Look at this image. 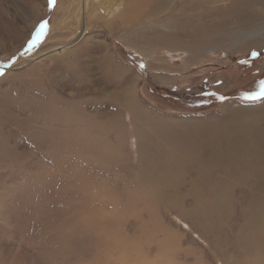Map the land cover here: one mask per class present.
<instances>
[{
	"label": "rangeland",
	"instance_id": "obj_1",
	"mask_svg": "<svg viewBox=\"0 0 264 264\" xmlns=\"http://www.w3.org/2000/svg\"><path fill=\"white\" fill-rule=\"evenodd\" d=\"M85 3L0 0V264H264V0Z\"/></svg>",
	"mask_w": 264,
	"mask_h": 264
},
{
	"label": "bare ground",
	"instance_id": "obj_2",
	"mask_svg": "<svg viewBox=\"0 0 264 264\" xmlns=\"http://www.w3.org/2000/svg\"><path fill=\"white\" fill-rule=\"evenodd\" d=\"M86 3L84 4V8H85V13H88V7H89V0H84ZM97 2H98V0H96ZM100 1V0H99ZM132 3H131V2ZM134 1H136V2H134ZM143 1L144 0H104V2H107V16H109V15H112V14H115L116 12L115 11H118V12H120L119 13V15L121 16L122 14H121V12H123V10L121 11V9H122V7H124L125 6V3H129V5L131 6V5H133L132 7L133 8H140L139 10L140 11H144V15H140L141 13L139 12V13H137V15H136V17H135V22L136 21H138V20H141L142 18L144 19L145 18V16H152V15H154L155 13H157V11H159V9H160V6H161V2H162V0H145V1H150V5H147V7L145 6V5H143ZM134 2V3H133ZM166 2V1H165ZM104 7L106 6V5H103ZM83 8V9H84ZM84 12V11H83ZM84 13V14H85ZM146 13V14H145ZM142 14H143V12H142ZM138 16H140V17H138ZM176 17V16H175ZM128 21V20H127ZM133 21V22H134ZM113 22H114V20H111V21H109L108 20V23H109V30L110 31H114V30H116V27L113 25ZM132 22V21H131ZM132 22V23H133ZM122 23H124V22H122ZM129 24V23H128ZM131 24V23H130ZM86 31V29H85V27L84 26H82V29H81V31H80V35L82 34V33H84ZM79 37H81V36H79ZM169 41H170V39H169ZM57 49H60V48H57ZM121 72H122V70L119 68V67H115V73L116 74H121ZM124 72V71H123ZM127 73V72H126ZM127 75V74H126ZM89 80V79H88ZM127 89H129V88H127ZM127 89L126 88H123V90H120V91H118V92H116V95L118 96V97H120V98H122V100H125V99H127L128 98V95H126V94H128L127 93ZM128 100H130V96H129V98H128ZM131 110H132V113L133 114H135L136 113V110H135V108H131ZM163 143V142H162ZM164 151V150H163ZM180 154H181V152H180ZM216 161V164L219 166V167H221L222 168V171L226 174V175H231V173L236 169V168H234L233 167V162L235 161L234 159L232 160V159H225V160H215ZM204 162H206V163H210V159H208L207 161H204ZM178 163V165H179V167H181V164L183 163V161L181 160V161H179V162H177ZM192 163V162H191ZM193 165H194V162H193ZM232 165V166H231ZM195 166V165H194ZM201 167L202 166H200V167H196V168H198L199 170H201ZM156 169H157V166H156ZM160 170V169H159ZM228 173H227V172ZM230 173V174H229ZM196 182V181H195ZM194 182V183H195ZM211 185V184H210ZM209 186V185H208ZM210 188H212V187H210ZM216 190V189H215ZM254 197V196H253ZM208 199V198H207Z\"/></svg>",
	"mask_w": 264,
	"mask_h": 264
},
{
	"label": "snow or ice",
	"instance_id": "obj_3",
	"mask_svg": "<svg viewBox=\"0 0 264 264\" xmlns=\"http://www.w3.org/2000/svg\"><path fill=\"white\" fill-rule=\"evenodd\" d=\"M50 3L55 4V0H50ZM44 27L45 25H41V31ZM257 96H264V82H261L260 92L258 94H254L251 98H257Z\"/></svg>",
	"mask_w": 264,
	"mask_h": 264
},
{
	"label": "trees",
	"instance_id": "obj_4",
	"mask_svg": "<svg viewBox=\"0 0 264 264\" xmlns=\"http://www.w3.org/2000/svg\"><path fill=\"white\" fill-rule=\"evenodd\" d=\"M257 97H263V96H257ZM244 98H247V97H244Z\"/></svg>",
	"mask_w": 264,
	"mask_h": 264
}]
</instances>
